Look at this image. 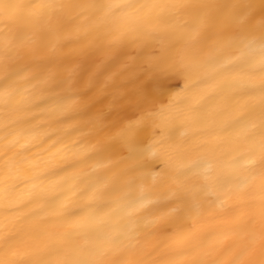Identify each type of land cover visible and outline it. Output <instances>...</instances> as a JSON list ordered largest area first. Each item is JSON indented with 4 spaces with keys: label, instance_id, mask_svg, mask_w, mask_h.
Here are the masks:
<instances>
[{
    "label": "bare ground",
    "instance_id": "1",
    "mask_svg": "<svg viewBox=\"0 0 264 264\" xmlns=\"http://www.w3.org/2000/svg\"><path fill=\"white\" fill-rule=\"evenodd\" d=\"M0 264H264V0H0Z\"/></svg>",
    "mask_w": 264,
    "mask_h": 264
}]
</instances>
